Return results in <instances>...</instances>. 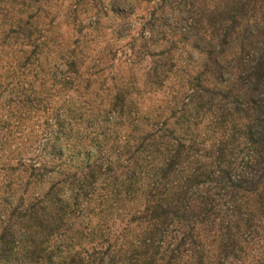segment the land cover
I'll list each match as a JSON object with an SVG mask.
<instances>
[{
    "label": "trees",
    "instance_id": "trees-1",
    "mask_svg": "<svg viewBox=\"0 0 264 264\" xmlns=\"http://www.w3.org/2000/svg\"><path fill=\"white\" fill-rule=\"evenodd\" d=\"M164 4L162 25L165 15L185 23L181 36L205 55L199 71L173 74L183 90L170 118L149 121L127 87L113 88L111 144L73 174L70 197L52 187L14 201L0 189V264H264V0ZM29 7L0 0V16L37 58ZM80 55L63 62L78 81ZM165 65L150 64L149 90Z\"/></svg>",
    "mask_w": 264,
    "mask_h": 264
},
{
    "label": "rangeland",
    "instance_id": "rangeland-1",
    "mask_svg": "<svg viewBox=\"0 0 264 264\" xmlns=\"http://www.w3.org/2000/svg\"><path fill=\"white\" fill-rule=\"evenodd\" d=\"M35 1L28 0L24 20L37 15V58L25 40L9 35L10 21L0 16V189H10L14 201L52 187L59 198L70 197L73 174L106 156L111 144L112 89L124 85L144 117L166 121L171 96L183 90L173 74L192 75L205 56L203 44L181 36L185 23L165 15L162 25L159 12L170 0ZM176 7L172 2L170 9ZM77 54L84 57L80 81L63 66ZM152 61L166 64L169 76L149 90ZM85 80L87 90L80 85Z\"/></svg>",
    "mask_w": 264,
    "mask_h": 264
}]
</instances>
